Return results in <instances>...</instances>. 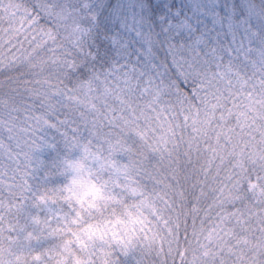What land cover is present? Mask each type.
Returning <instances> with one entry per match:
<instances>
[{
	"label": "snow or ice",
	"instance_id": "1",
	"mask_svg": "<svg viewBox=\"0 0 264 264\" xmlns=\"http://www.w3.org/2000/svg\"><path fill=\"white\" fill-rule=\"evenodd\" d=\"M81 2L90 8L87 0ZM239 7L243 14L238 16L237 6L225 2L221 14L220 0H211L207 14L214 25L227 27L234 43L241 27L245 23L248 27L235 55L231 47L221 50L218 42L210 47L204 35L196 37L190 50L199 56L203 46L207 67L188 61V68L199 87L213 82L228 87L207 92L203 108L184 112V93L192 84L184 72V79L171 87L151 78L142 80L143 72L128 60L127 42L113 36L108 47L103 46L107 37L97 43L92 28L81 23L79 10L70 7L69 0L32 4L0 0V90L9 87L8 93L0 91V264H155L154 254L163 252L160 223L169 233L171 227L159 207L161 197L144 182L150 177L160 183L146 161L149 153L159 154L161 160L170 158L184 143L183 137L176 141L174 121L166 115L161 119L162 97L172 96L175 88L184 127L194 133L187 138L189 148L195 145L199 150L202 139L211 140L210 132L221 127L220 122L230 121L233 109L241 107L236 96L245 94L250 81L234 61L244 53L247 40L245 62H250L252 78L259 77V88L252 84L247 92L254 102L247 107L256 110L254 104H259L264 109V8L250 0H241ZM41 16L47 23H40ZM191 29L187 20L169 21L165 31L179 35ZM144 43L147 58L151 37L146 36ZM225 54L232 59L225 61ZM14 72L18 75H11ZM16 97H21L20 103ZM229 99L232 108L227 106ZM259 114L264 117V112ZM236 115L239 120L245 113ZM175 125L180 126L178 120ZM49 128L63 137L60 147L39 135ZM62 128H71L72 135ZM225 135L215 132L208 169L217 157L225 160L219 147ZM227 140L231 142L230 137ZM49 152L53 158L45 160ZM230 155L235 161L236 153ZM235 166L240 171L234 174L237 187L231 191L247 192L264 204V148ZM231 191L212 189V207L219 211L216 227L208 230L209 240L238 219L228 208L230 203L234 206ZM201 195L208 197L203 189ZM202 247L199 258L209 264L211 250ZM178 254L182 259L186 255Z\"/></svg>",
	"mask_w": 264,
	"mask_h": 264
},
{
	"label": "trees",
	"instance_id": "2",
	"mask_svg": "<svg viewBox=\"0 0 264 264\" xmlns=\"http://www.w3.org/2000/svg\"><path fill=\"white\" fill-rule=\"evenodd\" d=\"M13 2L15 3L16 0H13ZM20 2L32 4L35 0H20ZM87 2L90 4V8H84L81 0H69V5L75 4V7L83 12V14H79L81 23L92 28V35L97 43H99L102 38L108 36L107 34L112 33L114 30H120L121 27L124 26L119 22L121 10L118 13L115 12V7L119 2L114 6V0H108L105 7L104 4L101 3V0H87ZM210 2L211 0H202V2L196 6L189 2L187 5L190 9L191 7L194 9H200L202 13L207 16L206 21L212 24L213 17L207 14ZM225 2L234 3L237 6L238 16L243 14V8L239 7L241 0H220L221 14H224L223 4ZM250 2L254 3L257 8H264V0H250ZM139 10V12L143 11L142 8ZM12 11H15V9H12ZM125 15L127 14L125 13ZM93 16L98 17V20L92 19ZM8 18L9 17H5V19ZM40 23H47V20L41 16ZM142 23L147 25L144 21ZM255 24L256 22H254V26ZM212 26H214V29L221 28L219 25L212 24ZM245 29L246 26L243 25L240 29L239 36L235 40L234 46H239V40L244 38ZM221 31H223L227 37H230L227 27L221 28ZM144 32L150 34L152 52H154L158 58L165 56L167 59V67H163V69L165 68V73L168 74L169 72L168 76L170 80L163 83L157 81V85L167 84L171 87L176 80L182 81L184 76H187L188 80L192 82L187 92L184 93L187 97L185 100L184 112H188L190 108L193 111L195 108H203V99L207 92L215 91V88L218 86L224 88L228 87L226 85H216L215 82H213L212 84L207 85L205 89H201L196 82V77L192 73V70L188 68V61H191L193 64L197 63L193 61V59H190L192 54L187 51H178L179 53L172 52L169 55L165 52V44L153 23L151 32ZM146 36L147 35L142 33V35L137 38V44L141 49H144L145 47L147 48V45L144 43V38ZM106 44L107 43H105V45ZM246 54L245 51L242 53L243 56ZM179 57H183L181 60L184 61V64L178 62ZM195 65L196 67L202 66L201 64ZM201 70H203V68ZM181 72H184V76L181 75ZM158 74L160 75L161 72H158ZM11 75L16 76L18 75V72H14ZM2 78L3 77H0V79ZM193 85L195 86V92L192 90ZM256 85L259 87L258 83H256ZM171 90L173 92L172 96L165 95L162 97V102L165 106L164 115L161 116V119H164V116L166 115L168 120L174 121L173 126L176 132V141L179 143L183 137L184 143L178 151L173 152V155L170 158L166 157L164 160H161L159 154L152 155L149 153V158L146 161L147 168L151 175L155 176L156 180H158V176L155 173L157 169L161 172L164 170L169 171V169L172 170L171 173L173 174V179L176 184L170 179L169 185L168 182L163 179L166 191L170 193V186L178 188L179 186L182 187L177 191V193H180L179 197L173 195L172 198L175 200L174 205L171 204L169 208L165 205V198L158 201L160 209L164 210L163 215L166 211L165 218H168L170 211L173 210L175 224L174 229L171 227L172 222L170 221L169 226L171 227V233H169L168 227H166L163 222L160 223L163 253L172 252L175 254L177 258L174 257V264H193V262L191 263V260H193L195 253L201 251L203 245L211 250L210 253H215L214 257L210 256L213 257L214 264H216V261L224 262V258L227 262V259L232 254H241V257H230L231 263L233 262L237 264V258H239L241 264L249 260L250 264H264V232L257 227L255 223L260 217L261 220L264 221V211H262L264 204L259 203L256 198L247 192L231 191L237 187L234 174L240 171V167L235 166L236 162L243 159L245 156H248L253 152H258L260 149L264 148V117L259 114L260 112H264V109H261L259 104H254L256 110L247 107L249 103H254L247 98V92L251 91V86L249 85L243 96H236L235 102L240 104L241 107L233 109L234 114L230 121L226 124L220 122L221 127H216L215 131L210 132L211 140H208L207 138L202 139L200 149L196 150L195 145H193L192 148H189L187 138L194 135V133H192L190 127H184L185 122L183 115H181L180 106L176 104V97L174 95L175 88H172ZM0 91L8 93V85L6 84ZM224 94L226 97L228 96L227 92ZM13 95L15 94L13 93ZM256 98L258 99L259 97L256 96ZM20 101L21 97H16V103H20ZM169 104L173 107H169ZM21 106L23 107L22 104ZM227 106L232 108V99L227 101ZM237 112H244L245 115L240 116L238 120L236 115ZM152 116L153 119H155V113H152ZM176 120L179 121V127H176L175 125ZM63 131H67L69 136L72 135L71 128H62L61 132ZM82 131L85 130L82 129ZM220 131H223L226 134L221 137L219 145L224 152L225 160L221 161L220 158L217 157L212 164V167L208 169L209 160H211L214 155L213 152L209 151V144H216L215 132ZM86 134L85 131V135ZM39 135L46 137L51 143H57L58 147L61 146L59 142L62 141L63 137L59 132L49 128L40 132ZM227 137L231 138L230 143L228 142ZM233 152L236 153L235 161L230 155ZM53 155L54 154L50 152L45 153L44 159L51 160ZM218 166L219 173L217 174ZM164 174H162L163 178ZM144 182L148 185L149 189L155 188L156 190V182L150 177H145ZM217 188H224L225 193L231 191V195L234 198V206L230 203L228 208L230 211L236 212L238 219H233L231 224L227 226V229L214 233V239L209 240L207 238L208 230L216 227L217 212L219 211L218 208L212 207V189ZM201 189L208 193L207 198L201 195ZM198 200L199 202H197ZM196 207L199 208V211L194 210ZM177 224L179 225L178 227ZM173 237H175V240L173 239L172 241L171 238ZM169 249H171V251ZM178 251L186 253L183 259L178 254Z\"/></svg>",
	"mask_w": 264,
	"mask_h": 264
},
{
	"label": "rangeland",
	"instance_id": "3",
	"mask_svg": "<svg viewBox=\"0 0 264 264\" xmlns=\"http://www.w3.org/2000/svg\"><path fill=\"white\" fill-rule=\"evenodd\" d=\"M107 1L108 0H101V3L104 4V7L107 5ZM117 2H119V4L115 7L116 9L115 12L118 13L121 10L122 13L120 12L119 22L124 26L121 27L120 30H114L112 33L107 34L108 35L106 36L108 38L106 41L107 44L104 45V47H108L111 45V37L113 36H115L120 41V43L127 42L128 48L126 49V51L130 53L128 60L131 64L135 66V68L138 71L143 72L144 75L142 77V80L151 78L156 82V84H158L157 81H161L163 83L166 82L167 80H170L168 76L169 72L167 74L164 72L165 68L163 69V67H167V59L165 58V56H161V58H158L154 52H151L150 54H147V58H146L147 48L145 47L144 49H141L137 44V38H139L140 35H142V33L144 35L150 36V34H147L144 31L150 33L152 28V23L154 27H156V29L158 30V33H160V36L165 44V52H167L170 55L172 52L179 53L178 51H187L192 54L190 59H193V61L197 62L194 64H201L205 68L207 67V65L203 64L205 58L204 57L205 50L203 46H201V54L199 56H197L195 49L190 50V45L194 42L196 37L204 35L206 40L209 42L210 47L215 46L217 42L221 50L231 47L233 49L234 55L236 48L240 46L241 40L244 39L242 38L241 40H239L238 47L234 46L235 43L233 42V37H231V35L230 37H227L226 34L223 33V31H221V28H218V26H217L218 29H214V26H212L213 23L211 24L210 22L206 21L207 16L203 14L200 9H194L191 7L192 9L191 11V9L188 8L189 7L187 5L188 2L196 6L199 3H201L202 0H114L113 5L115 6ZM167 5H170V7H167ZM69 6L75 7V4H71ZM140 8L143 9L142 12H139ZM125 13L127 15H125ZM177 13L179 14L177 15ZM79 14H83V12L79 10L78 15ZM161 16L165 17V19L161 20L160 19ZM185 20H187L192 25L191 30L181 31L179 35L176 34L175 30L165 31V29H168L169 21H171L174 24H180ZM143 21L146 22L147 25L143 24L142 23ZM244 25L246 26L247 29L248 25L247 24ZM217 30L220 31L218 32ZM137 33H139V35H137ZM173 45H175L174 49L172 47ZM181 45H183V48H181ZM247 48H248L247 40H244L245 52ZM108 50L112 52V54L114 55V51L110 47L108 48ZM181 59L182 57H179L178 62H182L184 64V61ZM228 59H232V57H228L225 54V61H227ZM234 62L239 65L241 73L246 74V79L250 81L249 83L250 86L252 84L257 83L259 77H256L255 79L252 78L253 69L250 65V62L248 63L245 62V56L241 54L239 60H236ZM153 65H155V67H153ZM158 72H161V74L159 75ZM171 172H172L171 169H169V171L164 170L162 172L159 169L155 171L156 175L158 176V180L160 181L159 184H156V192L161 197V199L163 198L166 199L165 205H167L168 208L169 205L171 204L174 205L175 200H173L172 198L173 195L179 197L180 193H177V191L179 190V188H182L181 186H179V188L170 186V193L165 190L166 186L164 184L163 179H165L168 182V184L170 179L174 184H176L175 180L173 179V174ZM162 174H164V178ZM262 211H264V207L262 208ZM165 212H164V216H166ZM168 218L172 222L171 227L175 229L173 210L170 211V215L168 216ZM255 223L257 227L262 229V231L264 232V221L261 220V217L257 219ZM173 239L175 240V237L171 238L172 241ZM201 248L203 249V247ZM202 249L201 251L195 253L193 260H191V263L193 262V264H203L202 260L199 258L203 251ZM211 254L212 253H210V256H212ZM210 256H209V260H210L209 264H214L213 263L214 259L213 257ZM233 256L241 257V254L240 255L232 254L227 259V262L226 259L224 258L225 263L222 261H216L215 263L230 264L231 258H233ZM174 257L177 258L175 254H173L172 252L171 253L162 252L159 256H156L155 254L153 256L155 260V264H174L173 262ZM237 259H238L237 264H241L239 258ZM231 264H235V263L232 262ZM243 264H250V260L245 261V263Z\"/></svg>",
	"mask_w": 264,
	"mask_h": 264
}]
</instances>
